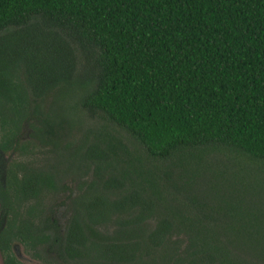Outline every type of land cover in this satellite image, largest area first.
I'll use <instances>...</instances> for the list:
<instances>
[{
	"label": "trees",
	"instance_id": "trees-1",
	"mask_svg": "<svg viewBox=\"0 0 264 264\" xmlns=\"http://www.w3.org/2000/svg\"><path fill=\"white\" fill-rule=\"evenodd\" d=\"M24 134L74 150L80 181L10 166L4 241L55 264H264V0H0V151ZM59 193L63 221L41 202Z\"/></svg>",
	"mask_w": 264,
	"mask_h": 264
},
{
	"label": "rangeland",
	"instance_id": "rangeland-1",
	"mask_svg": "<svg viewBox=\"0 0 264 264\" xmlns=\"http://www.w3.org/2000/svg\"><path fill=\"white\" fill-rule=\"evenodd\" d=\"M54 101L52 104V108L58 112V114H62V112L71 120V122L80 129L84 130L86 126L88 125V117L79 111H75L71 109L69 106L65 107V102L63 101L61 95H56L53 97ZM71 101V100H70ZM60 107L63 109L60 110ZM62 111V112H61ZM25 132L27 135L31 134L32 131L26 126ZM27 135L23 136V138H26L27 141H30L27 148H25L21 152H15L14 154H6L3 157L4 162L7 161H15V162H21L23 164L31 165V167H42L45 166V169L54 170L57 171V175H60L64 177L65 183L68 184L69 187H71L73 190H75V185L80 180H76L75 176L77 177V157L74 150H71L69 153H62L58 158H56V154L53 153L49 146L39 142L37 139L29 138ZM71 138L68 139L66 137L61 142V147L64 145V143L68 142L70 140L71 144H73L72 148H74L79 140V134H70ZM22 138V139H23ZM75 145V146H74ZM71 148V149H72ZM74 151V152H73ZM65 161H73L70 163H64ZM64 163V164H63ZM68 164L72 165L71 169H68ZM74 177V179L72 178ZM65 199V194L59 193L56 197H53L51 195H46L41 200L43 206H47V204L51 203L54 205V217L59 220H64L65 215V209H63L60 206V201ZM53 201V202H52ZM19 258V257H18ZM19 260H21L25 264H55L53 262H49V259L45 260H36L32 257H25L24 255H21Z\"/></svg>",
	"mask_w": 264,
	"mask_h": 264
},
{
	"label": "flooded vegetation",
	"instance_id": "flooded-vegetation-1",
	"mask_svg": "<svg viewBox=\"0 0 264 264\" xmlns=\"http://www.w3.org/2000/svg\"><path fill=\"white\" fill-rule=\"evenodd\" d=\"M14 153L15 152H12V151H9V152L0 151V184H1L0 187H1V190L5 189V180L7 179L8 170H9L10 166H12L14 163H16L13 160L4 162L3 157L6 154H14ZM0 196L4 197L1 192H0ZM9 196H10V194H9ZM1 204H2V202L0 199V232H2L3 229H5V228L8 229L7 221H9V219H13V216L9 215V213H5V214L3 213V209L1 207ZM5 236L6 235L0 236V245L8 246V248H10V250L9 249L8 250L14 255V257L21 264H25L21 260H19L21 255H24L25 257L29 256V257H32L33 259H36V260H43L41 258L34 257V255H33L34 252L30 248L26 247L22 242L15 240L14 238H11L10 241H4ZM0 264H4V256H3L1 250H0Z\"/></svg>",
	"mask_w": 264,
	"mask_h": 264
}]
</instances>
